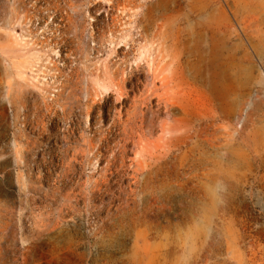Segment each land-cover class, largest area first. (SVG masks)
Returning <instances> with one entry per match:
<instances>
[{
  "label": "rangeland",
  "instance_id": "374dc122",
  "mask_svg": "<svg viewBox=\"0 0 264 264\" xmlns=\"http://www.w3.org/2000/svg\"><path fill=\"white\" fill-rule=\"evenodd\" d=\"M0 264H264V0H0Z\"/></svg>",
  "mask_w": 264,
  "mask_h": 264
}]
</instances>
